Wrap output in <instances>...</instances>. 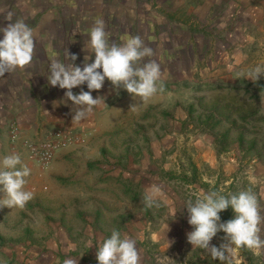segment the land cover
Returning <instances> with one entry per match:
<instances>
[{
	"label": "rangeland",
	"instance_id": "obj_1",
	"mask_svg": "<svg viewBox=\"0 0 264 264\" xmlns=\"http://www.w3.org/2000/svg\"><path fill=\"white\" fill-rule=\"evenodd\" d=\"M158 1L0 0V27L10 22L6 17L11 12L13 21L22 19L35 33L33 59L27 64L31 69L26 71L29 79L23 75L22 80L28 81L29 86L35 84L36 91L32 93L44 108L42 112L40 105L36 121L44 120L48 127H77L83 135L92 134L90 147L101 145L95 150L100 159L93 163H102V173L110 165L108 170L122 177L120 171L128 170L131 162H152V173L145 179L132 181L129 172L125 173L129 178L120 181L123 187H115L119 180L110 176L108 182L117 191L110 195L105 186L84 185L80 189L69 176L59 177L45 168L35 170L21 158L31 169L25 187L34 196L22 209L0 207V236L4 239L0 264H63L68 257L88 263L87 259L96 253L95 243L101 240L90 238V232L103 231L107 223L113 222L106 214L112 212L110 206L115 210L119 207L125 211L128 206L130 211L133 209L124 212L119 223L124 221V234H142L137 248L143 252V264H157V257L164 254L171 258L170 264H221L187 241L191 226L187 223V211L182 208L185 201L195 199L201 189L225 195L251 190L264 216V90L256 88V82L264 80V22L260 9L234 0L230 3L233 11L225 12L221 18L209 12V16L197 20V25L191 23L189 29L182 12H175L172 17L161 15ZM97 18L104 20L112 42L122 43L125 36L139 35L153 49L150 59L161 65L162 81L158 82V92L145 101L134 98L122 87L114 88L106 79L101 89L92 90L93 98L100 96L103 100L76 122L72 121L76 106L61 101L65 90L47 82L48 64L53 58L68 63V53L75 54L77 59L73 63L83 67L88 54L87 33ZM210 51L220 55L217 66L191 62L193 54L198 58ZM87 62L91 63V58ZM256 67L262 70L257 79L249 75ZM16 72L19 73L17 68L6 74L16 76ZM232 77L237 81L232 82ZM81 90L88 91L86 85L72 89L74 94ZM6 93L9 91L4 81L0 97ZM14 102L15 99H7L3 104L5 107ZM182 110L187 115L185 120L180 119ZM202 115H208L209 123H203ZM214 119L221 122L215 124ZM202 126L217 142V154L211 153L216 158L207 162L196 159L202 152L198 144ZM79 166L81 161H72V167L80 169ZM149 185H159L173 199L177 210L181 209L170 220L172 227L166 233L171 241L169 247L151 240L168 204L146 210L141 194ZM129 192L135 198L138 193L141 195L139 205L136 199L129 198ZM96 203L101 204L102 211H94ZM182 220L187 226L180 225ZM222 236L223 233H217L211 244L219 245ZM261 238L264 239V231ZM90 239L93 245L88 248ZM241 257L240 264H264V249L258 254L241 249L237 258Z\"/></svg>",
	"mask_w": 264,
	"mask_h": 264
},
{
	"label": "clouds",
	"instance_id": "obj_2",
	"mask_svg": "<svg viewBox=\"0 0 264 264\" xmlns=\"http://www.w3.org/2000/svg\"><path fill=\"white\" fill-rule=\"evenodd\" d=\"M6 26L0 27V75L29 64L33 59L35 33L32 27L22 19L12 20L8 12ZM87 55L83 67L74 64L75 54L66 53L68 63L55 58L48 64L47 82L50 86L64 89L63 103L71 102L76 106L72 121L79 122L90 114L103 98H93L92 90H99L107 79L114 88L122 87L131 96L148 100L159 90L161 65L153 56V49L145 45L139 35H129L122 43L110 41L102 18L94 20L89 29ZM91 58V63L87 61ZM262 70L256 67L249 75L256 79ZM86 85L88 91L74 94L72 89ZM131 107H136L132 105ZM31 169L22 162L18 153L9 152L0 155V207L23 208L33 199L34 193L25 186ZM253 179H255L253 177ZM164 199L159 185H149L144 189L142 200L146 208L161 207ZM183 209L187 211V223L191 231L186 234L192 248L207 251L221 264H240L237 253L241 249L253 250L257 254L264 249V216L256 195L251 190H242L227 195L219 191L204 192L202 189L195 199L185 201ZM231 208L232 218L221 220L220 213ZM174 202H168L167 212L159 222L160 233L166 238L170 230L169 221L174 220L177 212ZM217 233H223L219 245L211 244ZM138 239L113 229L110 236L98 240L96 244L97 264H140L137 248ZM167 240V239H166ZM168 241V247L171 241ZM93 241H88V248ZM167 247V248H168ZM171 258L157 257V264H170ZM63 264H77L76 257H68Z\"/></svg>",
	"mask_w": 264,
	"mask_h": 264
},
{
	"label": "crops",
	"instance_id": "obj_3",
	"mask_svg": "<svg viewBox=\"0 0 264 264\" xmlns=\"http://www.w3.org/2000/svg\"><path fill=\"white\" fill-rule=\"evenodd\" d=\"M243 1H245V3L250 6V8H253L255 10L260 9L261 19L263 20L262 22H264V0H243ZM158 2H160V4H158L160 5V9L158 10L162 13L161 15H167L169 17H172V15L175 12H179V13L182 12L185 16L184 23L185 25L187 24L186 25L187 28L190 29L189 25H191V23H193L194 25H197V22H198L197 20L201 19L203 15L209 16V12H211L212 14H216L221 18V16H223L225 12H228L230 10L233 11L230 3L231 2L234 3L235 1L234 0H173L172 3H170V2H167V0H159ZM248 14L252 15L251 13H248ZM186 33L188 34L189 37H191L192 34H190V32H186ZM230 56H233V55H230ZM219 57L220 55L217 51H212V52L210 51V53H208V55L206 56L199 54L198 58H196V54L195 55L193 54L191 58L192 59L191 62L193 63L196 62V65H197V62L200 61L204 63V65H206L207 67H213V66H217V64L219 63L220 61ZM228 60H230V57H228ZM233 62L234 61H232V63ZM194 64L192 65L194 66ZM17 69L19 73L16 72L18 75L16 76L13 75L14 77L12 75H9L8 73L7 74L4 73L3 75H0V85L4 83L5 81V84L7 85V90L9 91V93L2 94V96L0 97V103H1L0 105V155L7 154V151L15 152V153H18L20 157L26 161L27 164L31 165L33 169L35 170L39 168L44 169L45 167H42L41 165H39L37 162H35L31 158V156L29 155V152L24 147V142L28 139L41 138L44 135V133L58 126L56 125V126L48 127L49 124L46 123V121L44 120H41L40 122L36 121L34 117L38 115V112L40 110V105H41L42 112L44 108H42V103H41V100L38 98V96L32 93L36 91V88L33 89V86L35 84L31 83V86H29L28 81L22 80L23 75H25L24 77L29 79L28 74H26V71L31 69V67L30 65H25ZM218 78H222V76L219 75ZM232 78H233L232 82L237 81L236 77H232ZM223 79L225 80L226 78H223ZM161 81L162 79H160L159 82ZM10 94L13 96H11ZM7 99L12 100V101H14L15 99L14 104L13 103L12 104L10 103L7 105L5 104V107H4L3 102L6 101ZM1 100H3V102ZM220 104L222 103L220 102ZM30 114L31 116H33L31 117L32 119L29 116ZM39 114L41 115V112ZM186 116H187L186 113L182 110L180 119L185 120ZM207 117L208 115L201 116V118L203 119L201 120L203 121L204 124L209 123L206 120ZM227 120L229 119L227 118ZM215 122L216 121L214 119V123ZM220 122L221 120L219 122L217 121L216 123H220ZM11 124L16 125L17 127V137L15 139H12L10 136ZM173 133L175 134V132ZM200 133L201 134H198V137H199L198 139L200 141L198 144H200L201 147H199V149L202 150V152L196 155V159L198 160V158H200L201 160L206 161V162L209 160H214L216 156L212 154L213 153L217 154V151H218L217 145H216L217 142L214 141L211 135L208 134V128H205L202 126V131ZM92 136H93L92 134L88 133V135H86L84 133L79 143H76L74 145H71V146H68V147H65L59 150L56 153V156L54 160L52 161L51 165L45 168V170L50 169V171L56 172L57 176L59 177L69 176L70 179H74V183L78 182L80 189H83L84 185L86 187H91V188L96 187V186L97 187L105 186L104 189L108 191L110 195L111 194L114 195V191H116L114 187H112V185L109 184L108 182L110 176L116 177V179L119 180V183L118 182L115 183L116 185L115 187L118 188V187H123L121 185L123 183L121 182H124L125 179H127L128 175L132 176L130 178L128 177L129 180L134 181L137 179L142 180V178L145 179L146 175H149L152 173L150 171L151 170L150 168H152L151 167L152 162L151 164L147 165L149 161L145 163L141 162L140 165L139 163L131 162L128 165L129 167L128 170H123L121 168V170H123V171H120L122 174V177L120 176V173L114 172L113 170L112 171L108 170L110 165H106V170H104L103 171L104 173H102V170H103L102 163L97 164L96 165L97 167L93 163L94 160L100 159L99 152L95 150L100 148L101 145H96V146L94 145L90 147L91 145L90 143H92V139L94 138ZM212 147H213V150H212ZM75 148H80V150H75ZM79 153L82 155H79ZM154 156H155V152H154V155L150 157L154 158ZM75 160L77 162L81 161V166H79L80 169H75L74 167H72V161H75ZM96 169H98L99 171L97 174H96ZM127 172H129L128 175L125 174ZM141 174L142 175L144 174V175L141 177ZM102 181H104V183L99 185V183ZM150 184H153V183H150ZM163 193H164V196L166 197H164V199L162 200V203L168 204V202H173V199L170 197L169 194H165L164 190H163ZM129 194L131 195L129 197L131 198V200L136 199L138 201V203H136L137 205L141 203V199H139V197L143 194L140 195L138 193L136 198H135L134 193L129 192ZM121 203L122 202L120 201L119 205H122ZM104 205L110 206L107 204H104ZM100 207H101V204L99 203L94 204V211L95 212L96 210L102 211L103 208L102 207L100 208ZM110 207H111L110 209H112V212L110 211L106 212L105 209H104V212L108 214L107 218H109L113 222L111 224L107 223V227H104L103 231L95 230L94 233L90 232V236H89L90 238L92 239L106 238L110 236L111 231L114 228L120 230L122 234H124V231H123L124 221L122 220L119 223V217L123 218L124 212L129 213V212H132L133 209H131L130 211L129 209L130 207L128 206V209L124 211L123 209H118L119 207H117L116 210L112 206ZM146 210L152 211V208H146ZM151 211H149V214ZM166 212H167V209H164V211L160 214L161 217ZM87 225L89 226V223H87ZM170 225L172 227L171 221H169V226ZM180 225L182 227L187 226L185 224V220L184 221L182 220ZM156 226H159V223ZM94 234L95 236H93ZM152 236H153L151 239L152 242H157L160 244L161 243L168 244L167 235L165 238L163 234L160 233L159 228L153 231ZM142 240L143 239H138L137 244L138 242L140 244ZM139 254H140V264H143L141 261V257H143V252H139ZM76 259H77V264H97L96 253L92 254L91 259H87L88 263L82 262L79 258H76Z\"/></svg>",
	"mask_w": 264,
	"mask_h": 264
},
{
	"label": "built area",
	"instance_id": "obj_4",
	"mask_svg": "<svg viewBox=\"0 0 264 264\" xmlns=\"http://www.w3.org/2000/svg\"><path fill=\"white\" fill-rule=\"evenodd\" d=\"M10 136L12 139L17 137V127L14 124L10 126ZM82 136V130L77 127H55L44 133L41 138L26 140L24 147L35 162L47 168L59 150L79 143Z\"/></svg>",
	"mask_w": 264,
	"mask_h": 264
},
{
	"label": "trees",
	"instance_id": "obj_5",
	"mask_svg": "<svg viewBox=\"0 0 264 264\" xmlns=\"http://www.w3.org/2000/svg\"><path fill=\"white\" fill-rule=\"evenodd\" d=\"M256 84H257L256 88L259 91L264 90V80H258L256 82ZM262 120L264 121V116H263ZM220 215H221V219L222 220H228V219L232 218L233 213H232L231 208H229V209L224 210L223 212H221ZM3 243H4V239L2 238V236H0V246L3 245Z\"/></svg>",
	"mask_w": 264,
	"mask_h": 264
}]
</instances>
